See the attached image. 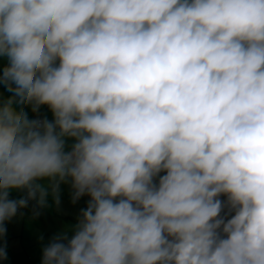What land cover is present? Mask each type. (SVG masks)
<instances>
[{
  "label": "clouds",
  "instance_id": "obj_1",
  "mask_svg": "<svg viewBox=\"0 0 264 264\" xmlns=\"http://www.w3.org/2000/svg\"><path fill=\"white\" fill-rule=\"evenodd\" d=\"M0 57V240L70 181L42 264H264V0H0Z\"/></svg>",
  "mask_w": 264,
  "mask_h": 264
},
{
  "label": "crops",
  "instance_id": "obj_2",
  "mask_svg": "<svg viewBox=\"0 0 264 264\" xmlns=\"http://www.w3.org/2000/svg\"><path fill=\"white\" fill-rule=\"evenodd\" d=\"M8 66V60L0 57V74ZM12 94L7 91L6 86L0 84V100H6ZM20 107V106H18ZM24 111L29 119H48L54 121L51 109L47 105H42L38 112H33L32 107L24 106ZM75 141L67 139L66 144L70 146ZM164 173H161L163 175ZM46 183V181H41ZM73 189L71 182L61 184L60 203L57 206L53 197L48 196V206L41 209L36 201H29L28 207L19 209L18 214L10 222H7L6 236L0 240V246H6L7 259L0 260V264H42L43 249L51 243L63 230L77 223L81 216V210L86 209L90 196L84 195L73 203ZM26 196V191L13 190L10 198L19 199ZM221 200L227 201L226 196H221ZM224 212H228L225 207ZM36 213H39L37 215ZM230 218V217H229ZM74 233L69 232V239ZM67 243V241H63Z\"/></svg>",
  "mask_w": 264,
  "mask_h": 264
},
{
  "label": "rangeland",
  "instance_id": "obj_3",
  "mask_svg": "<svg viewBox=\"0 0 264 264\" xmlns=\"http://www.w3.org/2000/svg\"><path fill=\"white\" fill-rule=\"evenodd\" d=\"M227 213L226 212H224V215H226Z\"/></svg>",
  "mask_w": 264,
  "mask_h": 264
},
{
  "label": "built area",
  "instance_id": "obj_4",
  "mask_svg": "<svg viewBox=\"0 0 264 264\" xmlns=\"http://www.w3.org/2000/svg\"><path fill=\"white\" fill-rule=\"evenodd\" d=\"M40 120H43V119H40Z\"/></svg>",
  "mask_w": 264,
  "mask_h": 264
}]
</instances>
